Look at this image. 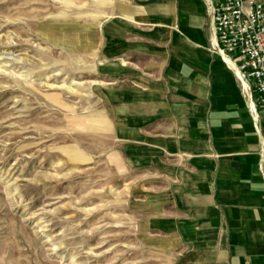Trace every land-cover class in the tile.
I'll list each match as a JSON object with an SVG mask.
<instances>
[{"label":"crops","instance_id":"crops-1","mask_svg":"<svg viewBox=\"0 0 264 264\" xmlns=\"http://www.w3.org/2000/svg\"><path fill=\"white\" fill-rule=\"evenodd\" d=\"M216 1L114 0L98 87L157 251L170 264H264V124L253 80L217 50Z\"/></svg>","mask_w":264,"mask_h":264},{"label":"rangeland","instance_id":"rangeland-1","mask_svg":"<svg viewBox=\"0 0 264 264\" xmlns=\"http://www.w3.org/2000/svg\"><path fill=\"white\" fill-rule=\"evenodd\" d=\"M113 1L0 0V264H170L99 92Z\"/></svg>","mask_w":264,"mask_h":264},{"label":"built area","instance_id":"built-area-1","mask_svg":"<svg viewBox=\"0 0 264 264\" xmlns=\"http://www.w3.org/2000/svg\"><path fill=\"white\" fill-rule=\"evenodd\" d=\"M214 22L217 50L235 57L240 75L253 80L264 124V0H217ZM260 168L264 174V155Z\"/></svg>","mask_w":264,"mask_h":264},{"label":"bare ground","instance_id":"bare-ground-1","mask_svg":"<svg viewBox=\"0 0 264 264\" xmlns=\"http://www.w3.org/2000/svg\"><path fill=\"white\" fill-rule=\"evenodd\" d=\"M225 56H227V55H225ZM239 71V70H238ZM243 80H245V78L243 79ZM246 81V80H245ZM70 90V89H69Z\"/></svg>","mask_w":264,"mask_h":264}]
</instances>
